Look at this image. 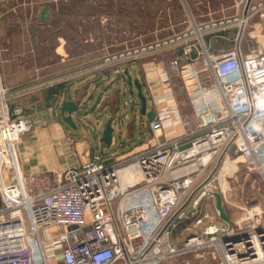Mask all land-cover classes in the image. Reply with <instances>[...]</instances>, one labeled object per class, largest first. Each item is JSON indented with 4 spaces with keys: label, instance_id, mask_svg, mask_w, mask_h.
Wrapping results in <instances>:
<instances>
[{
    "label": "built area",
    "instance_id": "1",
    "mask_svg": "<svg viewBox=\"0 0 264 264\" xmlns=\"http://www.w3.org/2000/svg\"><path fill=\"white\" fill-rule=\"evenodd\" d=\"M258 12L264 17V0H252L239 18L199 23L192 17L190 29L124 45L56 79L105 69L120 73L126 64L167 51L173 53L167 65L156 60L145 68L156 71V84L174 85L181 77L189 93L186 69L203 62L193 73L202 103L182 111L154 94L148 143L113 162L94 154L85 164L25 171L17 145L29 121L22 106L9 110L0 75V264H160L165 246L177 247L168 238L190 219L200 231L186 239L187 252L201 255L200 249L213 246L219 264H264V198L220 222L215 196L222 170L264 182V51L245 54L241 46L246 24ZM238 19L236 44L211 51L205 34L225 31Z\"/></svg>",
    "mask_w": 264,
    "mask_h": 264
},
{
    "label": "rangeland",
    "instance_id": "2",
    "mask_svg": "<svg viewBox=\"0 0 264 264\" xmlns=\"http://www.w3.org/2000/svg\"><path fill=\"white\" fill-rule=\"evenodd\" d=\"M246 1L11 0L8 3L0 2V75L9 99L8 108L11 105L12 89L6 85L5 81L6 64L16 63L27 68V63L33 62L36 75L40 77L33 80L30 86H42L49 77H52L48 74L50 70L56 71L55 77L60 74L66 76L73 71V68L77 69L98 61L108 51L119 49L124 45L164 38L192 28L189 11L193 17L196 14L197 20L201 22L242 17ZM4 4L6 6H3ZM8 6L9 9L4 10ZM45 8L48 11L47 16L43 14ZM3 11L6 12L2 14ZM238 21L239 19L234 23ZM250 22L246 24V34L250 30ZM21 24L30 25L31 44H28V50L22 48L19 52H15V48L10 45V37ZM165 55L171 58L172 52H162L137 62L142 64L155 62L163 59ZM65 56L68 57L65 61L69 65L66 66V63L62 62L61 67L65 68L59 71L60 57ZM203 66V62L188 66L187 76ZM173 86L179 91L180 98L185 96L189 99L186 94L184 95L187 89L181 77L175 80ZM187 110L190 112L189 109ZM92 140H94L93 135ZM220 175L221 186L217 190L223 195L224 207L230 217L240 214L245 206H252L264 198V182L260 176L246 175L241 170L231 176L229 172L226 174L225 170H222ZM209 204L214 208L213 201L202 203L203 206ZM216 220L223 221L219 216ZM179 226L177 228L179 232L174 231L167 240L168 243L177 247H174L173 252L166 245L163 251L165 259L160 264H186L190 260L194 263L219 264V253L213 246L200 249L201 255L184 249V243L189 235L200 231V227L194 226L193 219L184 221ZM132 260L138 261V258L135 257Z\"/></svg>",
    "mask_w": 264,
    "mask_h": 264
},
{
    "label": "crops",
    "instance_id": "3",
    "mask_svg": "<svg viewBox=\"0 0 264 264\" xmlns=\"http://www.w3.org/2000/svg\"><path fill=\"white\" fill-rule=\"evenodd\" d=\"M10 1L2 0V3ZM3 6H6V4ZM8 9L9 6L4 8V10ZM5 12L3 11L2 14ZM43 14L47 16V8L44 9ZM195 15L194 17L197 20ZM197 21L201 22L200 20ZM249 21H251V27L247 34L245 28L241 37V46L245 54L264 51V17L258 12L251 16ZM239 31V25L235 24L225 31L206 33L204 40L212 49H227L236 44ZM29 34H31V27L27 24H21L16 32L14 30L10 37V45L15 48V52H19L22 48L29 49L28 44H31ZM179 53V50L174 51V54ZM168 55L170 56L171 53ZM168 55H165L163 59H159L161 65H167ZM67 58V56L60 57L59 71L65 68L61 67L62 62L66 63V66L69 65L65 61ZM145 63L137 62L133 65H124L121 74L115 72L114 69H105L64 81L56 79L66 77L83 66L77 69L73 68V71H70L66 76L60 74L55 77L54 73L56 71L50 70L48 74H51L52 77H49L43 86H30L33 80L40 77L36 75L33 62L30 64L29 61L27 68L16 63L6 64L4 70L5 81L6 85L12 89L9 110H13L18 105L22 106L30 126L28 132L21 137L17 145L23 169L33 172L59 170L85 164L93 158L94 153L101 155L102 152H94L95 148L98 149V144H93L92 135L95 128V131H98L101 136V132L109 118H114L115 132L112 147L117 149L115 153L104 154L105 157H108V162H111L112 157H125L145 146L150 138L148 122L151 118L141 110L136 85H133V92H129V74L142 85V91L148 99L146 111L154 110L152 102L154 94L165 97L167 103L173 107L179 105L182 111H188L187 109L192 111L194 110L192 104L194 106L202 103L198 89L196 90L195 80L198 79L197 74L191 75L190 80L192 83L189 84L191 90L189 89L188 93L187 88L184 93L190 101L185 96L180 98L179 91L173 85L156 84V71H152L148 67L145 68L148 64ZM125 70H128V73H125ZM49 81L52 83H48ZM125 91L127 92L126 97H124ZM65 100H73L82 105L88 103V120H82L80 116L74 113L76 128L65 121L61 110L62 103ZM210 102L213 107H220L218 101L212 102L210 98ZM100 116H102V119L98 120ZM171 122V120H166L165 126L172 127ZM188 143L189 141H185V144ZM178 232L179 230L176 233Z\"/></svg>",
    "mask_w": 264,
    "mask_h": 264
},
{
    "label": "water",
    "instance_id": "4",
    "mask_svg": "<svg viewBox=\"0 0 264 264\" xmlns=\"http://www.w3.org/2000/svg\"><path fill=\"white\" fill-rule=\"evenodd\" d=\"M252 0H247L245 7H244V11H243V15L246 16L250 7ZM191 14V18L193 17L191 11H189ZM194 18V17H193ZM125 73H128V70H125ZM129 78L130 80L128 81V85L130 87L129 92L132 93L133 92V85H136L137 89H138V98L139 101L141 103V110L143 113H147V115L152 118L155 115V110H151V111H146L147 110V104H148V99L147 96L143 93L142 91V85L139 83L138 80H135L132 78V75L129 74ZM128 92V93H129ZM127 92L125 91V95L124 97H126ZM88 107V103L85 104H79L73 100H65L62 103V116L64 118L65 121H67L70 125H72L73 127H77L76 121L74 119L73 114L76 113L78 116H80L82 118V120L84 119L85 121L88 120V115H89V111L87 109ZM102 119V116L99 117L98 120ZM97 120V121H98ZM113 120L114 118H109L107 120V122L105 123V127L103 128L102 132H101V136L99 135L98 131H93V136H94V140H93V144H98V149H94V152H102L101 155H104L105 153H115L116 149H113L112 145H113V138H114V132H115V128L113 125ZM101 145V146H100ZM112 150V151H110ZM97 154V153H94ZM115 160L114 157H112L110 159L111 162H113ZM105 162H108L107 160ZM216 196V207H217V211L219 213V216L223 219V221H229L230 217L229 214L227 213V211L225 210L224 207V203H223V196L220 192H216L215 194Z\"/></svg>",
    "mask_w": 264,
    "mask_h": 264
},
{
    "label": "trees",
    "instance_id": "5",
    "mask_svg": "<svg viewBox=\"0 0 264 264\" xmlns=\"http://www.w3.org/2000/svg\"><path fill=\"white\" fill-rule=\"evenodd\" d=\"M0 2H2V0H0ZM209 48H210V50L213 51V52H217V51L219 50V49H218V50H216V49H212L211 47H209Z\"/></svg>",
    "mask_w": 264,
    "mask_h": 264
},
{
    "label": "bare ground",
    "instance_id": "6",
    "mask_svg": "<svg viewBox=\"0 0 264 264\" xmlns=\"http://www.w3.org/2000/svg\"><path fill=\"white\" fill-rule=\"evenodd\" d=\"M239 25V24H238Z\"/></svg>",
    "mask_w": 264,
    "mask_h": 264
}]
</instances>
